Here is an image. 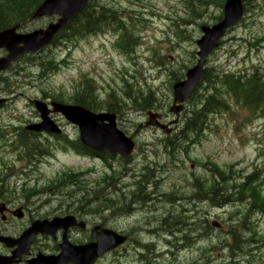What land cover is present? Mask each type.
I'll return each mask as SVG.
<instances>
[{"label":"rangeland","instance_id":"1","mask_svg":"<svg viewBox=\"0 0 264 264\" xmlns=\"http://www.w3.org/2000/svg\"><path fill=\"white\" fill-rule=\"evenodd\" d=\"M188 2V0H103L101 2L102 4H115L116 8L123 9L126 15L124 20L135 28L140 38L145 62L143 67H136L137 74L123 70L118 76L123 64L127 69L130 67L124 63L122 57L119 58L113 50L111 51L109 39L103 36L99 39H93V37L82 39L74 45L52 47L40 54L38 56L40 61L59 60L64 53L70 50L64 58L69 65L52 75L47 70L45 71L46 76L39 78L36 62H23V60L6 72L7 74H2L3 77L1 76L0 97L11 95L14 100L9 98L6 105L1 107L0 127L2 126L1 121L4 124L13 122L12 119L17 116L15 113L24 119L23 124L16 126L17 128L23 129L24 125L36 122L28 100H34L35 97L47 100L57 95H62L64 99H67L73 91L74 82L79 79L80 75L86 74L97 81L102 92L114 90L116 97L126 102L123 107L121 124L126 129L128 128L131 134L134 133L136 126L138 127V149L129 164L133 173H138L147 162H154L163 167L157 169L154 184L151 185L152 188L149 191L155 192L153 194L154 203L151 202L148 206L144 204L137 206V211L129 216L127 214L111 216L110 212L103 216H81V219L86 221L87 228L84 232L79 230L75 232L73 237L76 241L89 242L91 228L102 224H104L103 228L121 232L128 237L127 242L121 248L104 256L97 264H192L193 262L197 264L196 260L202 258L204 250H209L206 257L212 264H264V248H260L259 245L243 246L240 244V251L236 254L228 248L231 243V240H228V231L230 227L237 225L236 221L240 219L239 215L243 213L244 206L241 204L236 206L228 202V205L218 208L207 202L191 204L188 199H185L186 201L182 200L183 202L179 204L171 203L170 200L175 197L193 196L197 193L195 182L204 178L211 180L212 173L209 170V163L217 165L219 169L226 170L232 167V172H235L233 178L250 174L264 167V120L249 118L247 111L231 107L227 113L209 119L213 122L198 144L188 145L186 153L179 151L174 159H169L164 152L165 136L163 133L155 129L140 127L146 121L147 111H139L138 108L132 106L130 101L131 95L139 88L141 92L150 88L155 93V100L152 101L155 105L153 110L166 117L164 123L173 120L168 112L172 100L170 71L174 69V75L179 76L185 68H181L183 64L190 67L195 63L192 61L191 54L196 49L195 41L200 36L201 24L211 25L215 17L219 16L218 10L210 8L207 13L197 19L192 16ZM54 21L53 18L34 20L27 25L26 32L44 29ZM177 30L185 32L179 34ZM1 56H3L2 52H0ZM253 66H261L264 69V8L246 14L243 23L228 32L221 48L208 58L207 62V68L215 71L241 72ZM140 74L143 79H140ZM118 77H124L130 86L133 84L136 86V89H131L132 93L128 94V98L125 95L120 96L122 85L118 84ZM185 109L189 110L190 107L187 105ZM247 118L251 121L250 124L244 122ZM54 119L58 121V118ZM13 124L17 125L16 122ZM60 125L63 127L64 134H67L69 138H77L75 128L63 120H60ZM179 125L180 123L173 128L175 133ZM39 138L44 146L45 138L43 136ZM1 145L2 139L0 138ZM41 151L45 152V150ZM47 151L50 153L49 149ZM54 155V159L45 165L44 161L31 163L23 160L22 154L12 151L8 154L0 150V175L1 178L8 176L6 184H2L3 186L0 184V190L5 192L2 194V202L13 213L19 210L24 213L22 219H16L5 213L6 220L4 222L0 220V234L16 238L30 226L32 219L72 214L74 209L80 207L82 210H87L80 199L81 195L79 197L75 193V199L69 200L62 196L61 191L55 190L56 192L53 193L51 189L42 187L65 167L69 170L73 168L75 173L81 172L77 170L82 169L94 170V174L87 178L88 182H93L100 179L104 170L103 166L97 161L94 163L91 160H83L70 152L62 154L56 151ZM114 166H117V163H114ZM22 169H26L25 175L21 173ZM263 170L264 168L260 171ZM121 173L123 175L117 176L115 183L116 193L114 192L110 198L114 201L110 205L115 208L130 206L125 196L126 192L118 188L123 185H129L131 188L136 181L131 173L127 175L124 172ZM9 174L12 175V179ZM25 181L28 182L24 184ZM13 186L16 187L15 191H13ZM31 188L37 189L34 194L29 192ZM79 188L76 187L71 192ZM23 190L25 193L22 192ZM102 194L101 191H97L94 194L95 197L92 198L99 199ZM165 195H170L167 200ZM181 211L186 212L181 214ZM180 214L181 218L172 221L176 225L181 223L177 230L178 233L175 236L171 233L172 236H169L171 239H168L170 243L178 246L177 255L174 257L169 254L161 256L162 251L168 250L162 248L165 246V241L161 240L159 244L156 238L159 232H155L153 228L169 227L171 221L166 218ZM251 221L256 232L251 238L259 242L258 244H264V217L260 214H253ZM212 222H217L220 228H213ZM149 232L152 236L148 234ZM185 233L188 234L189 237H186L190 238V241L184 239ZM240 235L248 238L251 233L244 229ZM145 243H152L153 247L145 248L142 246ZM51 246L46 242V248L49 249ZM6 251L3 246H0V253ZM140 252L141 255H139ZM201 261L204 262V258Z\"/></svg>","mask_w":264,"mask_h":264},{"label":"trees","instance_id":"2","mask_svg":"<svg viewBox=\"0 0 264 264\" xmlns=\"http://www.w3.org/2000/svg\"><path fill=\"white\" fill-rule=\"evenodd\" d=\"M42 1L43 0H0V31L14 26H19L20 28L25 26L30 20L34 10ZM102 1L103 0H92L87 8L73 20L53 43H57L58 39L67 42L69 40L95 35L97 33L100 34L109 30L114 34H118L115 45L124 51L126 46L130 43L127 38L128 30L124 22V19H126L124 17L125 11L121 8H116L117 5L115 4H102ZM188 1L189 7L192 10V16L195 18H199V13L205 12L209 6H214L221 10L225 2V0ZM243 1L246 5V12H249L250 0ZM257 1L264 2V0H255L253 6L257 5ZM135 41L134 39V42ZM47 66H51V69L53 67L51 63ZM185 70H187V68H184L182 74L175 77L173 82L181 79ZM82 80V83L79 82L78 85L75 86L71 96L68 98L69 102L93 111L106 110L109 112H117L119 110L120 113L122 112V106L126 102L120 105L114 93H110L107 99H100L95 94L93 81L86 80V78ZM201 82L198 88L201 89L202 93L199 95V89H197L190 100L192 104L191 109L188 111L182 129L179 132V140L185 141V139L193 134L198 138L201 132L207 127L208 122L206 119L210 114L228 112L231 107L247 111L249 118L255 117L264 120V69L261 66H253L236 73L206 69ZM141 91L142 90L139 88L131 95L132 99H130V101L132 105L139 110H146L153 107L154 104L152 101L155 100L153 90L149 88L147 91ZM129 93H132L131 90L125 91V94L123 92L122 95H128ZM201 96L203 97L201 102H199ZM53 99L60 100L58 98ZM61 102H64L63 99ZM149 103L151 105H149ZM249 118L246 119L248 122H250ZM167 143L174 148L169 141ZM169 145L166 146L168 149H170ZM209 166V170L212 173L211 180L208 181L204 178L201 181L199 180V182H195L197 193L188 201L190 203H205L207 201V203L215 207L228 205V202L234 203L236 206L241 204L245 209L243 213H240V219L236 221L237 225L235 227H230L228 240H231V243L228 245V248L236 254L240 251V244L243 246H257L258 242L255 241L254 238H251L255 234L252 231L253 223L251 217L256 212L264 214V198L260 197L258 174L253 172L248 175L243 174L233 178L235 172H231L232 169L227 172L220 170L212 163H209ZM142 183L140 182L138 186L142 187ZM175 199L178 200V198ZM108 202V200H104L101 206L107 209ZM84 204L89 208L88 213L97 214L100 212V205L97 204L96 199H90ZM128 209V206L119 208L114 212V215L117 216L127 212ZM78 210H82V208L80 207ZM171 218L169 227L165 228L170 236H172L171 233H174V235L178 233L177 230L181 225L172 223L177 216ZM174 228H176V230H174ZM244 229L248 232L252 231L248 238L240 235V232ZM184 237V239L190 241V238H188L189 236ZM260 248H264V245L262 244ZM208 251L209 250H204L202 252V258L196 260L197 264H212L206 257ZM210 251L212 252L213 250ZM203 258L204 262L201 261Z\"/></svg>","mask_w":264,"mask_h":264},{"label":"water","instance_id":"3","mask_svg":"<svg viewBox=\"0 0 264 264\" xmlns=\"http://www.w3.org/2000/svg\"><path fill=\"white\" fill-rule=\"evenodd\" d=\"M88 0H46L36 11L34 17H42L44 15H56L60 17L56 24H51L45 31H37L31 35L22 37L14 34V30L0 34V48L5 47L9 51L6 60L0 61V70H3L17 56L23 52H34L43 46L48 45L55 34L62 30L72 20V18L85 6ZM242 16V3L240 0H229L224 6V19L218 25L212 28H203V37L197 42L199 52L197 56L199 60L197 65L189 70L186 74V80L174 86V99L176 103H182L189 98L192 89L198 82L202 74L205 57L211 53L218 45V41L223 37L225 30L235 25ZM10 43L15 45L12 51ZM24 47L19 49L18 44ZM35 107L40 114L41 124L32 128V131L45 133H60L54 123L48 118L50 112L46 106L40 102H35ZM54 114H61L66 121L78 126L80 138L86 145L102 151L107 150L112 154H119L127 157L133 149V143L127 139L121 132L116 129L114 116L109 115H93L88 111L75 106H63L52 104ZM179 109H175L173 113L177 114ZM108 122L107 125L103 124ZM151 125L156 126L151 121ZM162 130L165 127L160 126ZM20 217L19 214H15ZM76 225L72 218L65 221L64 226H57L66 229ZM83 228V224H79ZM53 227L51 231L54 229ZM49 225L34 223L32 227L25 231L22 236L15 242L10 239H0L1 243L6 246H16L17 249L13 253L12 258H0V264H12L13 258H18L23 254H27L32 236L37 233H49ZM92 231L91 239L95 240L85 246H72L68 243L66 235H63V242L60 246V254L57 257L49 258L44 262H33L28 264H94L102 255L115 250L125 242V238L114 234L111 231L101 230Z\"/></svg>","mask_w":264,"mask_h":264},{"label":"bare ground","instance_id":"4","mask_svg":"<svg viewBox=\"0 0 264 264\" xmlns=\"http://www.w3.org/2000/svg\"><path fill=\"white\" fill-rule=\"evenodd\" d=\"M149 105H151L150 103H149ZM153 106H155V105H153ZM145 109V108H144ZM8 176L6 175V176H4L3 178H0V184L2 185V184H4L5 183V181H6V178H7ZM154 184V183H153ZM152 184V185H153ZM156 184H158V183H156ZM142 188V187H141ZM152 188V187H151ZM107 190V188H104L102 191H106ZM154 192V191H153ZM155 193V192H154ZM155 197V196H154ZM170 199V198H169ZM186 201V200H185ZM197 201V200H196ZM199 201V200H198ZM202 201V200H201ZM206 201V200H205ZM188 202V201H187ZM207 202V201H206ZM154 203V202H153ZM157 203V202H156ZM159 203V202H158ZM198 203V202H197ZM196 203V204H197ZM189 204V203H188ZM137 206H139V204H132V205H130V207H128L129 209L127 210V216H129V214H131V213H134V212H136L137 211ZM170 206H171V204H170ZM144 207V206H143ZM172 207V206H171ZM178 207V206H177ZM184 207V206H183ZM186 207V206H185ZM176 208V207H175ZM125 209H127V208H125ZM124 209V210H125ZM144 209V208H143ZM177 210V209H176ZM185 210H186V208H185ZM143 211V210H142ZM140 213V212H139ZM183 212L181 211V214H182ZM125 214V215H126ZM180 214V215H181ZM132 215V214H131ZM137 215H138V213H137ZM156 215V214H155ZM158 215V214H157ZM156 215V216H157ZM180 215H177V218H181L182 217V215L180 216ZM151 217V216H150ZM172 217H174L175 218V216H172ZM165 219V218H164ZM166 219H172V218H169V217H167ZM174 220H176V219H174ZM178 224H181V223H178ZM194 227V226H193ZM196 228V227H195ZM154 229V231L155 232H159V234L157 235V241H163V240H166V239H168V238H170L169 236H170V234L168 233V231H166L165 230V227H163V226H159L158 228H153ZM190 229H191V227H190ZM190 229H189V231H190ZM182 231V230H181ZM195 231V230H194ZM191 234V233H190ZM185 236H187V234L185 233L184 234ZM175 236V235H174ZM182 237V236H181ZM185 238V237H184ZM171 239V238H170ZM173 239V238H172ZM177 240V239H176ZM161 241V242H162ZM138 242H140V241H138ZM178 242V241H177ZM187 243H188V241H187ZM175 244V243H174ZM171 247L173 246V243H170L169 244ZM143 247H145V248H152L153 246H152V243H145V244H143L142 245Z\"/></svg>","mask_w":264,"mask_h":264},{"label":"flooded vegetation","instance_id":"5","mask_svg":"<svg viewBox=\"0 0 264 264\" xmlns=\"http://www.w3.org/2000/svg\"><path fill=\"white\" fill-rule=\"evenodd\" d=\"M60 234L61 233H58L57 235H56V237L53 239V243H55L57 246H51V248H49L48 250L49 251H46V248L44 249H40V250H37V252L36 253H44V254H48V253H51L52 255H56V254H58V248H59V245H58V243H57V241H58V237L60 236ZM38 247H39V243H38ZM11 252V251H10ZM10 252H9V254H10ZM36 253H33V255H30V257L29 258H27V259H22V262H21V264H26V262L28 261V260H30V259H32L33 257H35V255H36ZM0 254H5V253H0Z\"/></svg>","mask_w":264,"mask_h":264}]
</instances>
